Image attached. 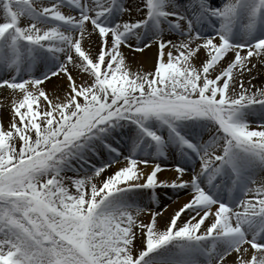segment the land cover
<instances>
[{
    "label": "snow or ice",
    "instance_id": "1",
    "mask_svg": "<svg viewBox=\"0 0 264 264\" xmlns=\"http://www.w3.org/2000/svg\"><path fill=\"white\" fill-rule=\"evenodd\" d=\"M262 76L264 0H0V264H264Z\"/></svg>",
    "mask_w": 264,
    "mask_h": 264
},
{
    "label": "bare ground",
    "instance_id": "2",
    "mask_svg": "<svg viewBox=\"0 0 264 264\" xmlns=\"http://www.w3.org/2000/svg\"><path fill=\"white\" fill-rule=\"evenodd\" d=\"M127 19V17L125 18ZM126 55L129 58L130 62L142 64L146 68L152 67V56L153 53L148 52L147 54L143 53H134L127 49H125ZM260 80H264V76L259 77L257 81H254V83L259 84ZM51 87V86H50ZM0 102L4 104H8L10 100L7 98V93L4 92V90H0ZM0 111H3L0 109ZM7 113H4L3 119L5 123H7ZM162 177H169V172H165L161 174ZM169 195H171L169 193ZM163 206L167 208V211L165 212V219H167L168 216H170L175 210H178L181 204L183 203V199H181L179 202H173V200L165 199L162 201ZM168 205H171L170 207Z\"/></svg>",
    "mask_w": 264,
    "mask_h": 264
},
{
    "label": "rangeland",
    "instance_id": "3",
    "mask_svg": "<svg viewBox=\"0 0 264 264\" xmlns=\"http://www.w3.org/2000/svg\"><path fill=\"white\" fill-rule=\"evenodd\" d=\"M172 175H173V173L169 172V176H172Z\"/></svg>",
    "mask_w": 264,
    "mask_h": 264
}]
</instances>
